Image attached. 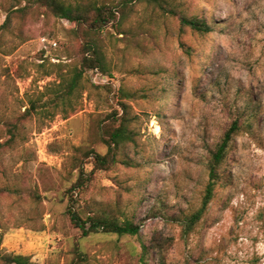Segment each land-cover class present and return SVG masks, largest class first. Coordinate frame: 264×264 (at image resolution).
Masks as SVG:
<instances>
[{"label":"rangeland","instance_id":"374dc122","mask_svg":"<svg viewBox=\"0 0 264 264\" xmlns=\"http://www.w3.org/2000/svg\"><path fill=\"white\" fill-rule=\"evenodd\" d=\"M32 1L0 0V142L19 121L15 142L0 149V254L30 264H264V0L136 1L122 23L92 33L109 68L85 73L72 95L77 110L22 119L72 73L88 39ZM183 16L211 31L183 26ZM120 101L130 104L134 140L95 173L76 209L133 221L140 232L82 237L66 188L82 165L92 169L87 151L107 152L102 120ZM235 118L244 128L215 198L185 235L176 219L202 205L211 151Z\"/></svg>","mask_w":264,"mask_h":264},{"label":"trees","instance_id":"16d2710c","mask_svg":"<svg viewBox=\"0 0 264 264\" xmlns=\"http://www.w3.org/2000/svg\"><path fill=\"white\" fill-rule=\"evenodd\" d=\"M136 1H144L148 4L164 7L163 0H33L32 5L43 8L45 12L55 17L66 19L75 24L72 31L75 36H87V40L81 43V59L73 66L72 73L67 77H59L52 96L44 102H32V105L21 115L24 119L33 115V111H50V107L64 106V113L74 112L78 108V103H72V95L76 89L82 88V80L85 73L89 70H96L101 73L108 71V64L105 53L99 48L97 42L93 39L92 33L101 31L104 28L123 21L128 16V8H132ZM24 8H12L4 24V28L10 23L15 13L21 12ZM26 10V8H25ZM183 26H189L193 30L207 33L211 31L210 25L199 17L183 16L181 19ZM47 58V57H45ZM63 62L55 63L61 67ZM105 84L104 86L110 88ZM123 93V89H120ZM124 96H128L124 93ZM41 101V99H39ZM68 105V107H65ZM130 104L126 101H120L119 108L113 109L102 120L101 137L108 146L106 153L101 154L93 149L85 153L86 164H93L91 170H87L82 165L78 177L66 188V197L68 199L67 212L73 224L81 231L82 237H87L93 233H116L119 235H137L140 232V226L130 220H119L115 217L107 216L104 213L90 214L82 217L76 209L77 201L86 193L98 170H108L118 161L123 147L130 141L134 140L133 131L130 128ZM19 121L10 126V138L0 142V149L10 146L15 142L17 137V127ZM15 128V129H13ZM244 128L241 119L235 118L224 131L217 147L211 151L209 160V182L206 186L202 200V205L187 214L176 219L182 226L185 235L190 234L195 226L203 219L207 213L210 203L215 198L216 188L220 181V172L229 151L233 145L235 137ZM7 189H1L0 194ZM80 249L79 244L77 245ZM81 253V251H80ZM2 264H30L29 257L24 255L5 254L1 255Z\"/></svg>","mask_w":264,"mask_h":264},{"label":"built area","instance_id":"2783aa9c","mask_svg":"<svg viewBox=\"0 0 264 264\" xmlns=\"http://www.w3.org/2000/svg\"><path fill=\"white\" fill-rule=\"evenodd\" d=\"M44 41L46 40V38L43 39ZM54 45H56V43H54Z\"/></svg>","mask_w":264,"mask_h":264}]
</instances>
